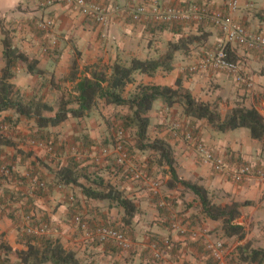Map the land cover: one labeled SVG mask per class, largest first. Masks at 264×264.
<instances>
[{"label":"crops","instance_id":"1","mask_svg":"<svg viewBox=\"0 0 264 264\" xmlns=\"http://www.w3.org/2000/svg\"><path fill=\"white\" fill-rule=\"evenodd\" d=\"M88 1L99 2L111 9L114 5L125 8L132 3V0ZM153 1L138 0L141 3ZM110 19L107 26L101 25L70 0H0V26H4L0 27V74L5 66L2 46L4 31H10L14 43L39 61V68L52 74L51 79L35 76L28 73L25 65L20 64L13 81L23 95L37 94L44 101L56 98L60 93L61 82L72 88L73 83L66 80V77L70 74L72 61L78 51L81 54L79 66L82 72L95 64L111 67L117 61L129 66L133 58L149 60L163 55L168 44L177 42L182 36L202 35L205 32L208 37L205 42L191 45L188 54L182 51L175 54L174 70L165 72L159 68L152 76L137 73V82L128 90L133 87L131 91H135L140 83L176 87L180 78L184 87L195 97L218 107L223 119L239 103L257 109L264 116V56L260 53L235 48L239 57L237 66L241 68V73L253 79V88L249 89L228 71L190 72V67L201 62L222 39L220 30L212 24L202 25L207 29L195 25L159 28L144 21H133L121 11H112ZM236 19L247 28L264 33V22L258 17L256 19L244 12ZM47 20L54 22L50 31L41 27ZM107 107L117 113L128 112V109L120 111L114 106ZM103 114L96 107L84 119H70L57 127L40 130L34 120H19L14 111L0 113V135L13 142V145L0 144V167L9 165L15 170L13 180L0 184V207L3 209L0 213V234L10 246L24 249L21 243L24 231L22 216L26 213L24 211L32 210L38 223L49 225L47 235L58 238L67 250L76 254L81 264H214L201 237L224 240L228 252L233 255L238 247L247 243L253 248L264 249V180L251 179L237 183L231 177L216 172L211 164L200 160L187 135L198 134L207 146L225 156L228 161L254 165L264 162V140L253 139L247 128L219 132L207 120L187 116L183 106L168 107L161 100L155 102L149 113L150 137L164 138L173 146L180 177L192 181L202 178L201 183L210 191L214 202H251L242 208V215L237 221L246 228L243 239L226 237L221 222L205 218L195 197L185 193L182 187L169 188V174L161 171L163 167L153 161L149 151H139L133 143L128 150L134 155H131L130 162L122 169L117 165L116 153L98 161L105 173L99 176L110 181L137 203L139 213L132 224L124 225L123 208L108 201L88 199L78 186L66 185L62 189L50 186L42 194H33L31 185L35 177L52 184L56 182L55 173L61 167L85 171L89 159L79 163L77 160L81 154L88 156L86 154L89 152L90 155L99 152L97 139L105 128ZM176 123L180 126L178 135L173 126ZM245 129L249 131L251 141ZM56 137L60 147L58 158L46 148L35 144L36 140ZM138 167L147 173L155 171V175L150 176L148 173L147 181L133 180L130 172ZM80 181L97 188L92 181L83 178ZM153 182L159 183L158 197L153 193ZM76 198H81L79 204L78 200L75 204ZM157 198L165 199V202L173 198L177 206L167 204L160 207ZM176 213L185 225L188 224L186 226L190 234L182 235L172 231L167 222ZM78 215L84 220V216L89 219L83 221L88 230L77 223ZM103 225H124L128 237L134 242V248L125 251L97 240L98 237L93 235L94 229ZM165 238L175 241L179 249L164 250L158 261L147 258L145 247ZM12 262H17L13 256Z\"/></svg>","mask_w":264,"mask_h":264},{"label":"trees","instance_id":"2","mask_svg":"<svg viewBox=\"0 0 264 264\" xmlns=\"http://www.w3.org/2000/svg\"><path fill=\"white\" fill-rule=\"evenodd\" d=\"M259 19L264 22V16H259ZM153 26L174 28L185 25ZM3 34L5 66L0 74V113L14 111L19 120H34L37 128L45 130L49 127H57L70 119H84L101 101L120 111L128 109L125 114L118 112V118L134 131L135 148L142 152L149 151L153 161L169 174L168 187L179 186L185 193L193 195L205 218L221 222V229L226 237L239 239L245 237L246 228L237 221L242 215V208L250 205L251 202L216 203L210 191L201 183L202 178L195 181L181 178L177 170L173 146L164 138L152 139L149 135L151 127L149 113L158 100L163 101L168 107L181 105L187 116L207 120L219 132L247 128L252 138L259 141L264 140V116L257 109L248 108L239 103L223 119L218 107L195 97L189 89L184 87L180 78L176 82V87L140 83L135 91L128 90L137 82L135 78L137 73L152 76L159 68H163L165 72L174 70L175 54L179 51L188 54L191 45L208 39L206 33L182 36L177 42H170L163 55L149 60L133 58L129 66L117 61L111 67L95 64L82 72L79 66L81 54L78 51L72 61L70 74L66 77V80L73 83L72 88L68 93L60 92L53 101H44L37 94L25 96L16 87L13 81L20 64L25 65L28 73L35 76L51 79L52 74L39 68V61L31 58L14 43L10 31H4ZM226 49L229 62L238 65L239 57L236 51L230 45ZM119 132H122L124 136L123 130ZM0 144L13 145V142L0 135ZM123 145L128 150L124 141ZM117 165L123 168L118 163ZM9 169L8 176L0 173V184L13 176L12 166H9ZM87 169L88 167L85 171H77L73 167H61L55 173L57 179L55 183L63 186H78L88 199L117 204L123 208L124 225L132 224L139 213V207L134 199L127 197L124 191L101 176L91 179ZM80 178L92 181L97 188L85 185ZM52 184L49 186H53ZM47 190L48 188H38L33 191V194H42ZM124 225L116 228L128 236ZM21 243L24 249L14 248L0 234V264H12V256L17 259L14 264H81L76 254L67 250L58 238L48 235H30L23 231ZM236 253L241 264H264V249L253 248L250 243L238 247Z\"/></svg>","mask_w":264,"mask_h":264},{"label":"built area","instance_id":"3","mask_svg":"<svg viewBox=\"0 0 264 264\" xmlns=\"http://www.w3.org/2000/svg\"><path fill=\"white\" fill-rule=\"evenodd\" d=\"M70 2L78 9L101 25H108L110 23V16L112 11L123 12L133 21H144L151 25L169 24V25H195L212 24L217 27L222 39L210 51L201 62L196 63L190 67L191 73L199 71H228L235 75L238 82H243L249 89L253 88V79L250 76H245L241 73V68L229 62L227 55V46L235 50V48H242L248 51H255L264 55V33L251 30L244 24L239 22L235 17V10L238 8L237 0H231L227 8H217L213 3L199 2V1H182L170 2L169 0H154L150 3H141L138 0H132V3L125 8L114 5L112 9L104 4L88 0H70ZM54 26L53 20H47L41 24V27L50 31ZM175 134H179V124H174ZM188 139L193 144L200 160L203 163L211 164L213 169L223 175L231 177L235 182L241 183L251 179L264 180V162L261 165H254L252 163H236L228 161L225 156L218 154L215 150L207 146L198 134L188 133ZM123 133L119 132L118 142L113 149H103L102 155L108 157L116 153L117 163L124 167L130 162L129 151L123 145ZM41 145H43L41 143ZM49 150H53L50 145H44ZM112 150V151H111ZM130 170V169H128ZM1 173L8 176L10 169L7 166L1 168ZM131 177L136 181H147L148 174L141 168L132 169ZM32 184L36 189H47L48 185L45 182L35 179ZM58 189H62L63 185L56 183L52 184ZM153 193L159 196V183L153 182ZM158 199V206H168L164 200ZM0 207V213H2ZM34 212L24 213L22 216L23 228L27 234L43 236L49 233L50 227L47 223H38ZM77 223L88 230V226L83 223L80 215L76 217ZM171 229L185 235L189 229L180 220L171 221ZM96 237L102 243L112 244L122 250L129 251L134 248V242L125 233L116 227L99 226L94 229ZM202 244L208 253V256L214 261V264H241L237 253L230 254L226 242L224 240H213L210 238H202ZM173 244L169 238H165L160 242H153L149 248L155 257L160 260L163 251L172 249Z\"/></svg>","mask_w":264,"mask_h":264},{"label":"rangeland","instance_id":"4","mask_svg":"<svg viewBox=\"0 0 264 264\" xmlns=\"http://www.w3.org/2000/svg\"><path fill=\"white\" fill-rule=\"evenodd\" d=\"M182 1H188V0H179V2H182ZM190 1V0H189ZM191 1H194V0H191ZM195 1H199V2H208V3H213V5H215L217 8H227V5H228V3L231 1V0H195ZM237 4H238V8L235 10V17L237 18L238 16H240V15H243V13L245 12V13H249L250 14V16L251 17H256V19H257V17L259 18V16H264V0H237ZM214 26V25H213ZM1 28L2 27H4V26H0ZM200 29L202 28V29H207V27L206 26H201V27H199ZM6 29H8V28H6ZM205 33V32H204ZM181 56V54L179 53V57ZM189 63V61L186 63V64H188ZM23 65V64H22ZM185 66V65H184ZM187 66V65H186ZM136 75H139V74H136ZM174 76H175V74H174ZM60 87H61V89H60V92L61 93H63V92H69L70 91V89H71V86L70 85H68V84H65L64 82H61L60 83ZM131 90H133L134 88L132 87V88H130ZM40 94V93H39ZM53 95H51L50 96V98L52 97ZM52 99V98H51ZM97 110L98 111H100L102 114L103 113H105V114H103V115H105V117H104V124H105V128H104V130H102L101 132H100V134H99V136H98V139H97V142H98V145H99V152H95V153H93V154H91L90 155V152L88 153V154H86V155H88V156H83L82 154L79 156V159L77 160L78 161V163L79 162H81V161H83V162H85L87 159H89V160H87V162L86 163H89L88 164V173H89V175L91 176V179H95L96 177H98L99 176V174H105L104 172H102V170L104 169V168H101V165L99 164V160L101 161V160H103L105 157L101 154V151L103 150V149H109L110 147H112L113 145H116V143L118 142V134H119V131L120 130H123L124 131V138H123V141H124V144H125V146L127 147V148H129L130 149V147H131V145H132V143L135 145V139H134V131L131 129V128H129V127H127L126 126V124L124 123V122H122L121 121V119H119L117 116H115V114L117 113V112H113L112 111V108H110V107H107V106H105V105H103L102 104V102H100L99 104H98V106H97ZM116 111V110H115ZM245 131H246V133H247V135H248V139H249V141H251V138H250V134H249V131L248 130H246L245 129ZM235 133H239V131H236ZM59 139L56 137V138H53V139H50V140H45V139H40V140H36V145L38 146V147H42V148H46L47 150H49L48 149V147H45L44 145L45 144H48V145H51V146H53V150H49L51 153H53V154H55V157L56 158H58V156H59V154H58V150L60 149V147H59ZM83 142H85V139H83ZM41 143L43 144V145H41ZM33 144V143H32ZM34 145V144H33ZM129 151H131V150H129ZM130 155H134V153L132 154L131 152H130ZM75 157V156H74ZM106 159V158H105ZM89 161V162H88ZM7 167H9V165H6ZM3 167V166H2ZM2 167H0V170H1V168ZM139 168V167H138ZM141 169H143V168H141ZM12 170H13V176L10 178V179H7L6 180V182H8L9 180H13L14 179V177H15V170L12 168ZM144 170V169H143ZM145 171V170H144ZM161 171H165L166 172V170L163 168ZM146 172V171H145ZM164 172V173H165ZM1 173V172H0ZM147 173V172H146ZM148 173L150 174V176H154L155 175V171H153V172H149L148 171ZM147 173V174H148ZM35 179H37V180H39V181H42V182H45L44 180H42V178H40V177H35L33 180H32V182L35 180ZM86 182V181H85ZM45 183H47V185H48V189H49V185H50V183H48V182H45ZM31 190H35L36 188H35V186L32 184L31 185ZM218 196H220V195H218ZM77 200H78V204L80 203V200H81V198H76L75 199V204H77L76 202H77ZM165 200V199H164ZM166 203L168 204V205H170V206H177V204L175 203V202H173V198H169V201H166ZM190 203H192L193 204V202H192V200L190 201ZM186 204V203H185ZM107 205H108V202H107ZM24 212H31L30 210H28V211H24ZM82 217V216H81ZM85 217V220L86 221H88L89 219L88 218H86V216H84ZM37 218V217H36ZM84 219H83V221H85ZM179 220L182 222V220L179 218V215L176 213L175 214V216L174 217H171L170 218V220L167 222V223H169V226L171 227V221H178L179 222ZM38 221V220H37ZM183 224H184V222H182ZM186 225H188V224H186ZM172 231H174V230H172ZM174 232H176V231H174ZM178 234H180L179 232H178ZM186 234H190V232L188 231ZM170 239V238H169ZM210 239H212V238H210ZM97 240H99V239H97ZM171 241H172V244H173V247H172V250H177V249H179L178 247H177V244H176V242L175 241H173L172 239H170ZM214 240V239H213ZM216 240H219V239H216ZM220 240H222V239H220ZM100 241V240H99ZM157 242H159V240H156ZM106 244V243H105ZM145 250L148 252L147 253V258H150L151 260H154V261H158L157 259H155V257L153 256V254H152V252H151V250H150V248H149V246H147V247H145Z\"/></svg>","mask_w":264,"mask_h":264}]
</instances>
